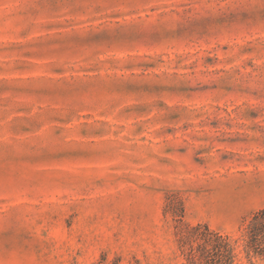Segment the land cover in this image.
I'll list each match as a JSON object with an SVG mask.
<instances>
[{"label": "rangeland", "instance_id": "obj_1", "mask_svg": "<svg viewBox=\"0 0 264 264\" xmlns=\"http://www.w3.org/2000/svg\"><path fill=\"white\" fill-rule=\"evenodd\" d=\"M171 200L264 209V0H0V264H187Z\"/></svg>", "mask_w": 264, "mask_h": 264}, {"label": "trees", "instance_id": "obj_2", "mask_svg": "<svg viewBox=\"0 0 264 264\" xmlns=\"http://www.w3.org/2000/svg\"><path fill=\"white\" fill-rule=\"evenodd\" d=\"M176 205L179 214L175 211ZM168 211L176 218V236L187 264H237L241 254L248 264L264 262V209L251 213L242 222L238 238L211 230L207 224L184 223L179 200L169 201Z\"/></svg>", "mask_w": 264, "mask_h": 264}]
</instances>
